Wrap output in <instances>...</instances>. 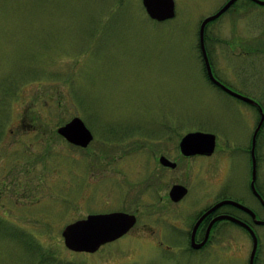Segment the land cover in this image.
Here are the masks:
<instances>
[{
  "label": "rangeland",
  "instance_id": "374dc122",
  "mask_svg": "<svg viewBox=\"0 0 264 264\" xmlns=\"http://www.w3.org/2000/svg\"><path fill=\"white\" fill-rule=\"evenodd\" d=\"M173 1L174 16L159 22L141 0H0V264H248L251 238L230 222L204 249H179L187 217L160 200L186 182L184 202L225 191L264 216L248 194L259 113L210 82L199 47L201 21L228 0ZM205 46L215 76L264 111V5L235 0L205 26ZM74 116L93 134L86 148L56 131ZM194 130L216 135L215 154L155 166L153 154H180ZM263 138L264 126V197ZM112 210L137 222L93 253L65 247V224ZM256 230L264 264V225Z\"/></svg>",
  "mask_w": 264,
  "mask_h": 264
},
{
  "label": "water",
  "instance_id": "95a60500",
  "mask_svg": "<svg viewBox=\"0 0 264 264\" xmlns=\"http://www.w3.org/2000/svg\"><path fill=\"white\" fill-rule=\"evenodd\" d=\"M142 5L149 18L155 21H164L172 18L175 14V7L173 0H141ZM235 0H228L218 11L212 15L204 18L198 31L199 47L202 54L205 72L210 81L216 84L218 87L226 91L227 93L235 96L245 102L256 105L259 109L260 118L254 128L251 138V181L250 185L253 193L264 203V199L255 187L256 179V159L254 154L256 136L264 122V111L260 104L251 97H248L242 93L232 90L224 83H222L213 73V69L205 48L204 35L206 24L220 16ZM257 4L264 5V0H253ZM57 133L68 143L80 147L86 148L93 139L91 130L86 126L85 122L78 116H74L67 122L57 128ZM179 150L184 156H192L196 154L211 155L215 147V135L211 132H205L200 130L189 131L185 133L179 140ZM159 161L165 166L174 168L175 162L170 161L165 156H160ZM187 192V188L182 184H173L169 190V196L173 201L180 200ZM233 204L240 209L251 214L254 223L263 224L264 220L256 217L255 212L248 206L239 203L232 199H223L206 210L199 219L195 222L192 228L190 244L193 248H199L204 245L209 237L210 229L215 221L226 218L236 222L247 229L251 235L252 245L248 258V264H254V258L258 246V237L252 227L233 215L222 214L214 217L207 225L203 239L197 243L195 242V231L202 219L209 214L213 209L222 204ZM136 215L126 211L116 210L110 212L89 213L85 217L76 219L72 222L65 224L61 230V236L65 247L73 252H88L93 253L98 250L103 244L112 242L124 234H126L136 223Z\"/></svg>",
  "mask_w": 264,
  "mask_h": 264
},
{
  "label": "flooded vegetation",
  "instance_id": "af4514ba",
  "mask_svg": "<svg viewBox=\"0 0 264 264\" xmlns=\"http://www.w3.org/2000/svg\"><path fill=\"white\" fill-rule=\"evenodd\" d=\"M207 50V53L209 54L208 52V49L206 48ZM224 83V82H223ZM225 85H227L229 88H231L232 90L234 91H237L239 93H241L240 91L236 90L234 87H231L229 86L228 84L225 83ZM216 86V85H215ZM218 89L224 91L223 89H221L220 87L216 86ZM225 93H227L226 91H224ZM229 94V93H227ZM243 94V93H242ZM231 95V94H230ZM235 97V96H234ZM257 111H258V107L253 105ZM257 124V123H256ZM262 128V127H261ZM262 129L259 130L258 134L260 133ZM253 133V132H252ZM258 134H257V138H256V144H255V149H254V154H255V159H256V179H255V186L256 188L259 190L260 186H259V178H258V162H259V157L257 156V154H259L258 152ZM168 135H165L164 137H167ZM252 137V135H251ZM216 135H215V147H214V150L213 152L211 153V155L209 156H212L213 154H215V151H216V146H217V143H216ZM264 139V138H263ZM179 142V141H178ZM180 152V151H179ZM223 154H226V153H223ZM249 154H251L250 152V149H249ZM160 156H165L167 159H169L170 161L172 162H175L176 163V166L174 168H171L170 166H165L163 164L160 163L159 161V157ZM197 157H202V158H208V156L206 155H200V154H196V155H192V156H184L183 154H159L157 157H155V155L153 154L152 155V160L154 161L155 163V166L157 165L156 162L160 165V168L163 169V170H168V171H173L177 168L178 166V163H179V159L181 158L182 160H186V161H190L192 159H195ZM156 158V159H155ZM156 160V161H155ZM201 167L204 171V173L208 172L209 171V164L208 162L206 161H203V164H201ZM159 168V167H158ZM250 181H251V169H250V177H249V180H248V194H250L252 196V198H254L256 200V202L261 206V208L263 209L264 211V203H262L260 201V199L253 193L252 191V188H251V185H250ZM182 184L184 185L186 188H187V192L186 194L178 201H173L170 196H169V190H170V187L173 185V184ZM156 184V183H154ZM151 185V183L149 184ZM169 187V190L167 192V196H168V199H163V196H160V200L164 201L165 204H168L169 206L171 207H174V206H178V211L177 212H180L181 215H185L187 217V221H186V225L189 226L190 225V228L187 230L186 232V235L187 236V239H188V246H185V247H179V249H184L186 251H200L202 249H204L207 244L209 243L210 239H211V236H212V233H213V230L222 222H230L232 224H235L237 225L238 227H240L244 232H246V234H248L250 236V233L247 229H245L243 226H240L239 224L235 223L234 221L232 220H229V219H226V218H221L217 221L214 222V224L212 225L211 227V230H210V233H209V237L206 241V243L204 245H202L201 247L199 248H193L191 247V244H190V237H191V232H192V228H193V225L195 224V222L199 219V217L206 211L208 210L209 208H211L213 205H215L217 202L223 200V199H232V200H235L239 203H243V199L238 198L237 197H234V196H227V194H225V191H222L220 194H218L216 196V198H214L215 200L207 203V204H204L202 206H198L196 207L197 204H191V203H187V201L184 202V200L187 198V196L190 195V185L186 184V182H174L170 185ZM203 191H205L206 195L204 194V196L208 197L211 195V191L208 187H206V189H204ZM236 195H240L241 193H237V191L235 192ZM159 200V199H158ZM183 202V203H182ZM180 204H182L181 206L183 207H180ZM195 207H194V206ZM252 209V208H251ZM253 211L256 213V217L259 218V219H262L264 220V216H261L259 215V213L253 209ZM135 214V213H134ZM222 214H229V215H233L239 219H242L243 221H245L246 223H248L252 229L255 231V233L257 234V237H258V233H257V230H256V226L257 225H264L263 224H256L254 223L253 221V218L251 216L250 213L240 209L239 207L233 205V204H222L218 207H216L215 209H213L209 214H207L203 219L202 221L199 223V225L197 226L196 228V231H195V242L199 243L203 237H204V234H205V231H206V228H207V225L209 224V222L216 216L218 215H222ZM136 215V214H135ZM179 229V227H174L173 228V234L176 235V230Z\"/></svg>",
  "mask_w": 264,
  "mask_h": 264
},
{
  "label": "trees",
  "instance_id": "16d2710c",
  "mask_svg": "<svg viewBox=\"0 0 264 264\" xmlns=\"http://www.w3.org/2000/svg\"><path fill=\"white\" fill-rule=\"evenodd\" d=\"M263 126H264V124H263ZM263 126H262V127H263ZM261 129H262V128H261ZM260 132H261V131H260ZM259 134H260V133H259ZM259 134H258V136H259ZM260 192H261V191H260ZM26 244H28L29 246H30V245H33L29 240L26 241Z\"/></svg>",
  "mask_w": 264,
  "mask_h": 264
}]
</instances>
